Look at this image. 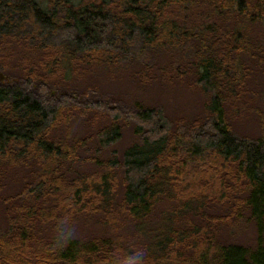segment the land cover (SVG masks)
I'll return each instance as SVG.
<instances>
[{
  "label": "trees",
  "instance_id": "16d2710c",
  "mask_svg": "<svg viewBox=\"0 0 264 264\" xmlns=\"http://www.w3.org/2000/svg\"><path fill=\"white\" fill-rule=\"evenodd\" d=\"M0 264H264V0H0Z\"/></svg>",
  "mask_w": 264,
  "mask_h": 264
},
{
  "label": "rangeland",
  "instance_id": "374dc122",
  "mask_svg": "<svg viewBox=\"0 0 264 264\" xmlns=\"http://www.w3.org/2000/svg\"><path fill=\"white\" fill-rule=\"evenodd\" d=\"M117 92H119V88ZM118 95L122 100L129 103L138 101L147 105H160L164 107L173 118L178 120L193 119L201 115L203 110V97L200 95V92L189 90L188 87L183 85H168L155 89H139L135 86H127L122 88ZM79 124L80 123L75 127L78 132L81 129L82 123L81 125ZM246 124L247 125L244 127L246 131L253 133V131L256 130V125L253 122H248ZM134 141V135L128 130L124 133L123 139L115 146V149L117 152L122 153L125 149L130 147ZM229 236L230 235H228V237ZM229 240L240 242L245 245L253 244L255 241L254 230L250 225L238 227L234 229Z\"/></svg>",
  "mask_w": 264,
  "mask_h": 264
}]
</instances>
